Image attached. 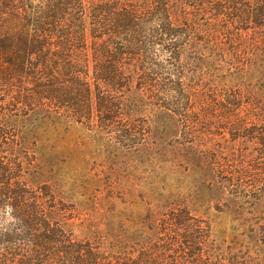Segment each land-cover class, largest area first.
I'll return each mask as SVG.
<instances>
[{
    "label": "rangeland",
    "instance_id": "374dc122",
    "mask_svg": "<svg viewBox=\"0 0 264 264\" xmlns=\"http://www.w3.org/2000/svg\"><path fill=\"white\" fill-rule=\"evenodd\" d=\"M224 42L184 44L175 75L134 76L91 121L63 113L42 126L27 175L54 193L72 237L132 251L179 218L202 225L225 263L264 259V45L236 59Z\"/></svg>",
    "mask_w": 264,
    "mask_h": 264
},
{
    "label": "trees",
    "instance_id": "16d2710c",
    "mask_svg": "<svg viewBox=\"0 0 264 264\" xmlns=\"http://www.w3.org/2000/svg\"><path fill=\"white\" fill-rule=\"evenodd\" d=\"M222 42L236 59L264 45V0H0V264H228L202 225L179 218L137 250L76 239L50 206L54 193L27 175L42 126L63 113L91 121L134 76L175 75L184 44L224 51Z\"/></svg>",
    "mask_w": 264,
    "mask_h": 264
}]
</instances>
